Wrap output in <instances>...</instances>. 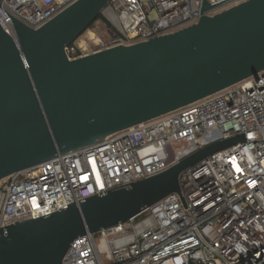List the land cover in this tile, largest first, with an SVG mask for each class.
I'll return each mask as SVG.
<instances>
[{
	"label": "built area",
	"instance_id": "built-area-1",
	"mask_svg": "<svg viewBox=\"0 0 264 264\" xmlns=\"http://www.w3.org/2000/svg\"><path fill=\"white\" fill-rule=\"evenodd\" d=\"M78 0H0L15 20L39 29ZM249 0H109L115 34L88 30L70 60L133 45L197 24ZM0 8V24L14 37ZM243 135L181 174L172 194L126 223L77 238L62 264H264V71L203 100L17 172L0 186V228L39 219L159 175L193 152Z\"/></svg>",
	"mask_w": 264,
	"mask_h": 264
},
{
	"label": "water",
	"instance_id": "water-1",
	"mask_svg": "<svg viewBox=\"0 0 264 264\" xmlns=\"http://www.w3.org/2000/svg\"><path fill=\"white\" fill-rule=\"evenodd\" d=\"M109 0H78L32 29L0 24V181L175 112L264 71V0L176 33L70 60L67 46L103 15ZM113 36V32L109 31ZM207 145L165 172L39 219L0 228V264H62L79 237L126 223L172 194L180 177L217 150Z\"/></svg>",
	"mask_w": 264,
	"mask_h": 264
},
{
	"label": "rangeland",
	"instance_id": "rangeland-1",
	"mask_svg": "<svg viewBox=\"0 0 264 264\" xmlns=\"http://www.w3.org/2000/svg\"><path fill=\"white\" fill-rule=\"evenodd\" d=\"M94 31L102 40H106L108 38V29L100 20L95 23ZM83 39H85V37L82 35V40ZM6 183L7 179L1 180L0 186H3Z\"/></svg>",
	"mask_w": 264,
	"mask_h": 264
},
{
	"label": "trees",
	"instance_id": "trees-1",
	"mask_svg": "<svg viewBox=\"0 0 264 264\" xmlns=\"http://www.w3.org/2000/svg\"><path fill=\"white\" fill-rule=\"evenodd\" d=\"M101 21L106 27H107V29H108V31H112L113 32V34H115V32H114V30H113V28L110 26V24L107 22V20L105 19V17L103 16V15H100L99 17H98V19L89 27V29L88 30H91V29H93L94 30V28H95V23L97 22V21ZM87 30V31H88Z\"/></svg>",
	"mask_w": 264,
	"mask_h": 264
}]
</instances>
